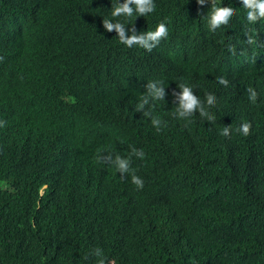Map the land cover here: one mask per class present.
I'll return each mask as SVG.
<instances>
[{"label": "trees", "instance_id": "1", "mask_svg": "<svg viewBox=\"0 0 264 264\" xmlns=\"http://www.w3.org/2000/svg\"><path fill=\"white\" fill-rule=\"evenodd\" d=\"M116 2L0 0V264H264V18L224 0L236 14L213 31L214 0H154L126 20L111 16ZM104 19L126 36L163 21L168 35L129 47ZM194 78L213 116L182 115L170 136L148 120L129 129L142 82L163 86L156 120ZM75 94L58 120L41 108ZM103 94L111 104L94 100ZM120 147H145L142 187L101 164Z\"/></svg>", "mask_w": 264, "mask_h": 264}, {"label": "clouds", "instance_id": "2", "mask_svg": "<svg viewBox=\"0 0 264 264\" xmlns=\"http://www.w3.org/2000/svg\"><path fill=\"white\" fill-rule=\"evenodd\" d=\"M199 3L205 4L207 0H198ZM224 0H214V6L211 9V12L208 16L209 24L213 31L219 30L222 26L228 25L232 19V17L236 14L237 9L231 6H221ZM155 9L154 0H124L123 3H118V0L115 6L111 7V16L112 17H119L123 16L126 20L128 17H139L145 16L148 13L153 12ZM240 9L243 11L246 20L249 23H254L261 18H264V0H241ZM105 28L110 30L112 28H116L119 35V40L121 43L131 47L133 44H138L141 47H146L149 50L153 47V43H159L160 39L166 37L168 35V28L166 24L161 21L159 22L154 30H147L146 32H142L139 35L133 31L132 35L126 36L125 35V23L121 22L120 20H116L113 22L110 19H104ZM251 40V37H249ZM153 42V43H150ZM228 41V39H225ZM228 41L227 48L231 47ZM185 47L182 48L181 54H184L188 51L194 52L193 50H186ZM211 48L205 46H199L197 53L202 55L210 51ZM218 71V70H217ZM219 72V71H218ZM154 83H153V82ZM146 80L142 82L137 88L139 89V102L132 105V111L125 113V118L127 119V125L129 129L137 128L138 123L148 120L153 123L156 130L161 132L165 136L173 135L177 131V125L180 123V118L182 115L191 116L195 113V111L199 108L202 112L206 115L213 116L208 108H205L204 103L201 99L204 98L201 96V91L199 88V83L196 78L190 84L181 83L177 84L174 93L171 98V102L173 103V110L171 114H164L161 115L160 118H156L155 116H151L152 113L148 110V107H152L151 104V97L155 98L157 101L163 98L164 90L163 86L157 85L155 80ZM221 83H227L225 80H221ZM249 99L255 103L257 98V92L253 88L248 89ZM78 99L79 94L73 95L70 98H62L61 101L55 103H48L44 105L42 108L43 112L46 116L55 121L60 118L59 109H57L60 103L71 101L74 98ZM95 101H105L111 104V101L108 95H96L94 97ZM216 96L214 94L209 93L207 97V105L212 106L215 104ZM86 104H79V106H85ZM89 105V104H88ZM168 113V112H166ZM172 126L171 128H169ZM242 135H248L249 133V123L243 122L239 125L237 129ZM222 132L225 136L229 134V128L226 126L222 129ZM156 133V132H155ZM119 152L123 154H127L124 157L119 156L120 153L113 152L112 154L104 155L100 162L102 165H110L116 164V169L122 173V180L123 182L127 183V186L133 185L137 187L143 186V180L140 176L141 169L143 168V161L145 159V147L143 148L142 152L133 149L136 155H132L130 152L127 153V148H118ZM131 156H130V155ZM128 175V180L123 179V176ZM4 183L0 181V184ZM95 254L98 257L102 256V252L99 248L95 250ZM98 264H104L103 259H99Z\"/></svg>", "mask_w": 264, "mask_h": 264}]
</instances>
